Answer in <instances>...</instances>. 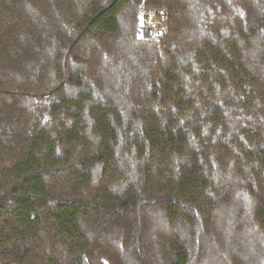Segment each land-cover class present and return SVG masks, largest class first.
<instances>
[{
    "label": "trees",
    "instance_id": "trees-1",
    "mask_svg": "<svg viewBox=\"0 0 264 264\" xmlns=\"http://www.w3.org/2000/svg\"><path fill=\"white\" fill-rule=\"evenodd\" d=\"M0 264H264V0H0Z\"/></svg>",
    "mask_w": 264,
    "mask_h": 264
},
{
    "label": "built area",
    "instance_id": "built-area-1",
    "mask_svg": "<svg viewBox=\"0 0 264 264\" xmlns=\"http://www.w3.org/2000/svg\"><path fill=\"white\" fill-rule=\"evenodd\" d=\"M157 13L155 10H149L146 9L142 3V7H141V11H140V22L143 25H147L148 22H151L152 25L155 27V29L157 27L160 26V21H158L159 19L157 18ZM160 28V27H159ZM163 27H161L159 30H162ZM158 32V30L156 29L155 32Z\"/></svg>",
    "mask_w": 264,
    "mask_h": 264
}]
</instances>
